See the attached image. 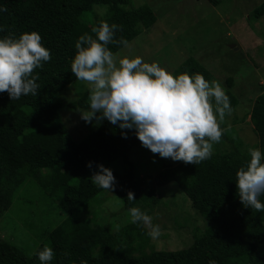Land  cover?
Returning <instances> with one entry per match:
<instances>
[{"label": "trees", "instance_id": "obj_1", "mask_svg": "<svg viewBox=\"0 0 264 264\" xmlns=\"http://www.w3.org/2000/svg\"><path fill=\"white\" fill-rule=\"evenodd\" d=\"M205 1L217 7L222 0ZM0 6L7 9L0 12V25L4 26L0 36L36 31L51 55L41 69L34 70L39 75L37 95L11 100L7 92H0V221L15 214L14 223H20L23 234L28 233L26 239L33 241L29 249L26 242L16 244L12 235L1 238L0 264H40L35 253L44 245L54 252L50 264H80L82 260L87 264H209L210 260L216 264H264V211L244 207L235 183L236 170L248 160V147L264 151V86H258L259 93L248 100L244 116H235L240 121L249 117L257 142L244 144L234 129H225L221 141L213 144L212 156L200 164L180 161L172 166L143 147L134 130H122L106 119L76 141L60 122L59 108L85 110L87 95L68 102L67 107L57 98L77 80L70 68L75 42L85 33L95 36L91 29L106 21L119 26L117 41L123 38L130 43L154 25L156 15L146 4L136 6L133 0H0ZM96 8L104 12L97 13ZM252 18L264 19V1L253 9ZM108 48L116 53L124 46L112 43ZM256 48L254 57L241 62L250 63L253 75H242L237 83L226 76L225 86L221 84L233 111L242 102L232 88L240 83L253 87L261 75L257 69L264 70V46ZM211 58L189 54L169 73L174 78L198 73L209 82L221 83L210 71ZM205 60H210V66ZM226 62L220 66L226 68ZM137 148V158L150 156L162 168L154 175L147 168L139 169L130 157ZM89 162L91 168L86 166ZM111 163H118L117 168ZM97 164L111 167L115 187L110 192L120 203L122 200V206H113L121 208L127 221L131 206L151 213L159 202L160 188L171 183L200 215L203 227L193 228L187 248L167 251L155 250L143 225L127 222L114 227L111 220L105 222L97 208L100 201L94 200L108 191L89 180ZM129 191L135 200H127ZM28 193H32L31 200ZM259 199L264 202V195Z\"/></svg>", "mask_w": 264, "mask_h": 264}, {"label": "clouds", "instance_id": "obj_2", "mask_svg": "<svg viewBox=\"0 0 264 264\" xmlns=\"http://www.w3.org/2000/svg\"><path fill=\"white\" fill-rule=\"evenodd\" d=\"M4 11L7 9L0 6V12ZM91 31L95 36L85 33L77 39L70 62L74 77L90 86L88 110L79 111L80 118L86 123L106 119L122 130H134L141 145L162 158L193 165L209 159L213 144L221 141L224 132L220 124L233 111L222 85L198 73L174 78L157 62H144L139 56L117 60L108 45L128 47L127 40L115 39L119 26L101 21ZM233 41L225 43L235 48ZM50 59V50L36 31L0 36V92H7L11 100L37 95L39 75L34 70ZM247 154L248 160L235 172L238 196L244 207L264 211L259 199L264 195V151L248 147ZM86 166L91 168V162ZM96 168L89 180L110 192L115 187L112 171L100 164ZM127 200H135L131 191ZM127 211L130 223L150 229L149 237L161 235L160 225L146 211L136 206ZM35 254L40 264H50L54 257L48 245ZM209 264L216 262L210 260Z\"/></svg>", "mask_w": 264, "mask_h": 264}, {"label": "rangeland", "instance_id": "obj_3", "mask_svg": "<svg viewBox=\"0 0 264 264\" xmlns=\"http://www.w3.org/2000/svg\"><path fill=\"white\" fill-rule=\"evenodd\" d=\"M263 1L222 0L217 7H210L205 0H133L136 6L141 4L149 6L156 15V21L150 29L142 31L128 43L127 48L120 49L114 53V56L117 60L122 56H139L144 62H157L160 67L171 72L189 54L197 58H207L210 55L212 64L210 66L208 64L210 60H205V65L211 67L210 71L218 78L220 84L225 86L226 76H232L237 83L238 78L242 75L247 78L253 75L250 63L242 65L241 62L247 61L248 57H254V51L258 50L257 45L264 46V19L258 21V19L252 18L253 9ZM96 10L100 14L104 12V9L101 8H96ZM253 20L255 23L252 22ZM233 39L235 40L233 44H236L235 48H231L225 43ZM224 61H227L226 68L220 66L223 64L220 62ZM257 72L264 75V70L257 69ZM261 75L253 87L250 84L240 83L239 86L236 85L232 88L233 93L240 98L242 103L224 120L227 124L223 129H234V134L247 145L257 142V137L252 133L249 117L240 121L235 116L238 118L244 116V111L248 110L250 104L248 100L259 93L258 86H264V78ZM89 91L88 83L77 79L59 92L57 98L62 100L61 102L64 104L62 107H67L68 102L78 100L83 94L88 98ZM86 110L88 108L71 111L67 108H59V120L73 140H81L98 126L99 122L86 123L80 118L79 111ZM138 149H134L130 157L139 169L147 168L149 173L154 175L157 170L162 168L157 165V161H151L156 159H152L150 156L137 158L139 157ZM135 151L137 152L135 153ZM155 155L158 156V154ZM166 160L172 166L180 162L167 158ZM117 165L118 163H111V167L117 168ZM111 167L107 166L106 168L110 169ZM143 174L139 173V176ZM31 194H27L29 200H31ZM23 200L25 199L23 198ZM96 201H100L97 208L104 216V221L111 220V223L114 222V227L124 226L129 222L123 216L121 208L116 206L122 205L111 192L102 193L94 200V202ZM113 204H116V207ZM114 212L118 213L115 215ZM14 215L9 214L0 221V239L12 235L16 244L23 246L26 242V245L28 244L31 249L30 242L33 244V241L26 239L25 235L28 233L23 234L20 223H14ZM149 215L152 216L153 223L159 224L161 228V235L156 239L151 238L155 250L176 251L187 248L193 239V228L203 227L200 215L191 207L189 200L178 191L177 185L171 183L160 188L159 202L153 206ZM147 229L150 231L149 228Z\"/></svg>", "mask_w": 264, "mask_h": 264}]
</instances>
